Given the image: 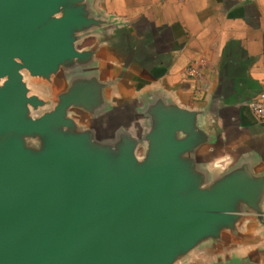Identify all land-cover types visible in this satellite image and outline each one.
<instances>
[{"label":"water","instance_id":"obj_1","mask_svg":"<svg viewBox=\"0 0 264 264\" xmlns=\"http://www.w3.org/2000/svg\"><path fill=\"white\" fill-rule=\"evenodd\" d=\"M108 24L95 0H0V264H195L264 220V173L241 153L205 162L201 110L155 93L117 114L96 49L80 47ZM24 71L56 87L50 109Z\"/></svg>","mask_w":264,"mask_h":264},{"label":"crops","instance_id":"obj_2","mask_svg":"<svg viewBox=\"0 0 264 264\" xmlns=\"http://www.w3.org/2000/svg\"><path fill=\"white\" fill-rule=\"evenodd\" d=\"M95 8L109 24L81 44L96 49L117 114L131 115L146 98L163 93L202 111L200 125L215 138L201 150L205 162L222 168L241 153L264 173V121L248 106L264 92V0H95ZM130 127L143 130L145 122L132 117ZM197 252L205 256L194 258ZM214 261L264 264V220L247 216L237 236L185 259Z\"/></svg>","mask_w":264,"mask_h":264},{"label":"rangeland","instance_id":"obj_3","mask_svg":"<svg viewBox=\"0 0 264 264\" xmlns=\"http://www.w3.org/2000/svg\"><path fill=\"white\" fill-rule=\"evenodd\" d=\"M89 42V40H88ZM91 42V40H90ZM82 45H84V42L80 45L82 47ZM24 73V80L26 82V85L29 89V94L30 95H36L42 99H44L45 101H47V104L43 107H40L37 111V113H41L45 110H48L52 107L53 105V99H54V94L56 91V87L54 85H51L50 83H48L45 80H42L40 78L37 77H32L29 76L28 73L26 71L23 72ZM205 255L203 254V252H197L193 254L194 258H202Z\"/></svg>","mask_w":264,"mask_h":264},{"label":"built area","instance_id":"obj_4","mask_svg":"<svg viewBox=\"0 0 264 264\" xmlns=\"http://www.w3.org/2000/svg\"><path fill=\"white\" fill-rule=\"evenodd\" d=\"M248 106L255 120L264 121V92L259 95V98L249 101Z\"/></svg>","mask_w":264,"mask_h":264}]
</instances>
